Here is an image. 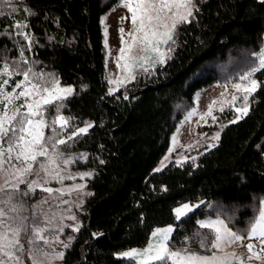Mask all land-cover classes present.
<instances>
[{"label":"trees","instance_id":"obj_1","mask_svg":"<svg viewBox=\"0 0 264 264\" xmlns=\"http://www.w3.org/2000/svg\"><path fill=\"white\" fill-rule=\"evenodd\" d=\"M119 1L0 2V63L20 61L21 69L31 66L72 88L59 113L48 106L49 113L68 118L69 126L92 125L63 144L80 157L75 166L92 175L81 226L59 264H133L118 254L144 247L156 228L169 225L174 250L210 255L198 243L209 229L197 220L220 217L246 235L264 200V70L254 75L259 86L248 115L232 123L228 109L218 118L215 145L183 163L154 167L198 90L235 82L259 66L264 2L195 0V19L177 28L165 62L109 93L101 18ZM197 201L200 207L175 219L176 206Z\"/></svg>","mask_w":264,"mask_h":264},{"label":"snow or ice","instance_id":"obj_2","mask_svg":"<svg viewBox=\"0 0 264 264\" xmlns=\"http://www.w3.org/2000/svg\"><path fill=\"white\" fill-rule=\"evenodd\" d=\"M0 2H10V0H0ZM264 2V0H262ZM120 6L127 9L130 16V30L125 33L123 27L118 29L119 38L124 47L119 49L120 55L117 57V66L127 70V76L119 81H111L114 84L123 85L125 80L131 82L135 80L134 68H143L145 72L149 68L145 65L164 63L167 53L161 50V45H174L177 28L185 23H191L195 19L193 9L195 0H121ZM198 11V9H196ZM192 18V19H190ZM128 19L127 17L121 18ZM17 28H24L27 25L16 24ZM107 35V28L105 29ZM28 37L25 35V39ZM140 53L134 55L133 51ZM172 49L169 48L170 52ZM258 55L259 66L253 68L240 79L248 81V86L237 83L233 87L241 96H233L232 101L235 111L241 115L237 116V122L249 112V96L259 86L253 78L257 71L264 70V50ZM21 60L25 65L28 61ZM124 64L121 65L120 61ZM22 77L15 81L14 86L10 82L16 77ZM74 90L72 88L59 87V81L53 76H46L43 72H35L31 66L21 69L20 61H7L0 63V264H23L21 255L24 246L20 243L22 233L29 234L28 243L30 245L28 255L32 264H42L37 259L39 256H49L43 248L38 246L42 241L45 245L50 241L44 233L48 231L47 224L51 221L46 216L39 215L40 206L33 205L32 223H28V217L24 215L28 208L19 197H26L35 193L37 189L47 192L50 195L55 191L63 195L66 191L80 190L84 186L77 185L74 189H53L45 187L50 180L63 182L64 177L58 171L57 160L61 157L49 151V145L55 149L57 144H65V139L56 140L57 125L61 131L66 130L69 119L63 115H57L55 119L49 121L45 119L46 106H52L59 113L63 106L59 101L66 99ZM223 95V94H222ZM243 100L240 107H236L234 102L237 99ZM223 111V108L220 109ZM208 116L212 115V108L209 107ZM201 119H204L202 116ZM212 119L216 118L212 116ZM87 125L80 128L69 136L87 133ZM48 128L53 135L45 137L44 130ZM219 133L213 139L219 140ZM191 147V146H190ZM43 158V159H41ZM82 159L86 157L81 154ZM167 159V157L165 158ZM70 160H63V163H70ZM103 163V161H101ZM35 170V173H34ZM159 171V169H157ZM40 172L45 174L43 181L39 178ZM35 174L36 178L29 179ZM92 173H80L83 179L91 176ZM74 178V177H68ZM21 185H25L24 191ZM46 203L47 201H43ZM194 206L184 204L175 209L177 218L187 215ZM75 219V217H71ZM42 221L45 226H37V222ZM200 228L209 229L200 237L198 243L201 248L211 252L210 255H201L188 251L174 250L170 246L171 233L175 230L171 226L164 229H156L152 234L154 242H150L143 250H131L121 254L122 258H127L133 264H251V261H261L264 264V209L259 212L258 218L247 230L246 235L238 234L228 227L222 219L200 221ZM79 231V228H74ZM62 231V229H61ZM211 235L212 239L207 237ZM195 236H200L196 233ZM245 239L255 240L256 243L244 245ZM56 242H60L57 238ZM232 245L246 247L248 255L240 256L235 252H227L226 249ZM68 247V245H65ZM214 250V251H213ZM56 258L63 259V253H56Z\"/></svg>","mask_w":264,"mask_h":264},{"label":"rangeland","instance_id":"obj_3","mask_svg":"<svg viewBox=\"0 0 264 264\" xmlns=\"http://www.w3.org/2000/svg\"><path fill=\"white\" fill-rule=\"evenodd\" d=\"M120 2L121 0L112 10L104 14L101 18V25L103 30V43L105 48L106 79L108 82L109 93H113L119 88H125L128 84L134 81L132 80L131 82H128L127 80H125L123 85L114 84L111 82L113 80H122L127 76V70L123 67L117 66V57L120 55L119 49L124 47L119 38L118 29L120 27H123L125 33L130 30L131 14L127 11L126 8L120 6ZM124 17H127L128 19H123L122 21L121 18ZM106 28L107 35H105ZM161 50L165 51L168 55L167 45H161ZM133 54L138 55L140 53H137L134 49ZM167 55L165 59L167 58ZM120 64L123 65L124 61L121 60ZM158 65H161V63L148 64L145 66L148 67L150 71ZM133 73L136 79L140 75L145 73V71L143 70V68L136 67L134 68ZM237 83L241 84L242 86H248L249 82L238 79L237 81L230 82L228 84H213L209 87L202 88L195 93L191 107L183 114L182 118L177 123L173 133L170 136L168 149L154 167V171H157V169H159L160 171L170 163L180 164L186 160L196 158L199 154L215 145L217 140H214L213 137L217 133H219L221 129V124L217 123L219 121L218 118L222 116V114L228 109H231V112L233 114L232 120H236L237 116L241 115L240 113H237L235 111L234 107H232V97L234 95L238 97L241 96V93L237 92V90L233 87V85ZM14 84L15 81L10 82V87L8 89L9 91H11V86H14ZM59 87L70 88L62 85H59ZM250 97L251 95L249 96V99ZM234 104L236 107H240L243 104L242 98L237 99ZM210 106L212 108V115L208 116L207 113L209 111ZM47 107L48 106H46V108ZM221 108H223V111H220ZM57 115L58 114L52 116V114L49 113L48 108L45 111V119L49 121L55 119ZM202 116L204 117V119H201ZM212 116H214L216 119L213 120ZM56 127L58 133L56 134V140L65 139L67 141L68 137L72 136L75 131L86 126L73 127L68 125L66 130L64 131H61L58 125ZM44 133L46 138L53 135L52 131L48 128L44 130ZM65 148L66 146H63V144H57L55 149L52 148L51 144L49 145V151L61 157L57 160V164L59 165L58 171L60 172V175L64 177V179L62 183L55 180H50L45 185V187H51L54 190L74 189L77 185H83L84 187L80 190H73L70 192L66 191L63 195L55 191L50 195L47 192L37 189L35 193H32L29 196H18V199H22L23 203L28 208V211H26L24 215L29 218V224L32 223L33 205H39V215L46 216L47 220L51 221L50 224L46 225L48 231L44 233L45 237L50 241V244L45 245L42 241L38 242V246L43 248L45 252L49 253V256L47 257L37 255V259L42 261V264L62 263L63 259L56 258L55 254L63 253L65 255L66 250L68 248L65 247V245L69 246L71 244L73 237L77 232L73 229L77 227L80 228L82 211L86 200L91 194V190L87 188V179L90 176H85L83 179H81L79 176L80 173H91V171L87 169L77 168L74 163L80 157H78V154L76 155L74 153L68 152L67 150H65ZM166 157L167 159H165ZM63 160H70L71 162L65 164L63 163ZM68 177L74 178L70 179ZM33 178H36L35 174L32 177H29V179ZM39 178L41 179V181H43V179L45 178V174L43 172H40ZM20 187L22 191L26 190L25 185H21ZM45 200L47 201L46 203L43 202ZM202 203L203 201H197L192 203L188 202L176 206L173 210L175 219H180L177 218L175 209L181 207L184 204H188L190 206H194L193 210H195L200 207ZM262 209H264V200L261 202L260 211ZM71 217H75V219H72ZM215 219L222 218L215 216L204 217L198 219L197 224L199 225L198 222L200 221H208ZM37 226L44 227L45 224L42 221H38ZM169 226H164L156 229H164ZM171 227L173 228V226ZM156 229L152 232V234L156 231ZM152 234L147 245L150 242H154ZM29 235L30 233H22L20 236V243L24 246V252L18 254L21 255L23 264H32V261L28 255L30 248V245L28 243ZM57 238L60 242H56ZM248 243H256V241L245 239L244 245ZM147 245L142 248H132L122 251L118 254V256L122 258L121 254L131 250H143L146 248ZM226 251L235 252L237 255L240 256L248 255L246 247L241 245H232L228 247ZM233 264H235V262H233ZM251 264H261V261L254 260L251 261Z\"/></svg>","mask_w":264,"mask_h":264}]
</instances>
